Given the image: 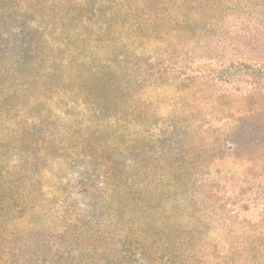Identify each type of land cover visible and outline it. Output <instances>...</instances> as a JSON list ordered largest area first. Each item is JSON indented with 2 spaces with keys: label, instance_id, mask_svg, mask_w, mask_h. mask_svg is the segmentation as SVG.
Wrapping results in <instances>:
<instances>
[{
  "label": "trees",
  "instance_id": "trees-1",
  "mask_svg": "<svg viewBox=\"0 0 264 264\" xmlns=\"http://www.w3.org/2000/svg\"><path fill=\"white\" fill-rule=\"evenodd\" d=\"M154 1L160 6H167V34L171 36L167 37V59L159 56L156 60L144 52V55L137 53L143 39L149 38L137 37L138 33L146 36L140 31L146 32V27L154 20L148 15L149 10L143 17L141 13ZM7 3L42 5L51 20L55 17L57 22H60L57 18L62 20L73 15L80 19L81 27L87 34H92L96 27L102 28L104 17L108 31H102L101 37H76V44L71 42V37H63L61 41L56 37L32 39L38 44L48 43L50 50L53 46L54 59L49 58L47 51L43 56L38 52L37 60L21 53L9 51L4 54L5 50L0 51V128L3 131L0 135V146H3L0 160L8 153L4 152L5 143L11 135L16 143L23 146L14 151L20 156L27 153L29 156L25 154V158L33 165L30 170L27 167L28 171L23 175L22 166L18 172L11 165L1 163L2 251L7 240L17 236L21 230L13 222L27 220L33 232L42 226L37 217L49 198L35 203L34 197L42 187L37 183L33 169L48 158L59 153L66 154L72 164L81 157L88 159L86 171L79 172L82 179L80 190L86 197L83 205L91 206L93 210L102 208V212L118 216L115 204L121 206L127 198L135 202V185L139 178L151 181L157 171L171 175V161H174L173 168L179 175V165L186 158L192 159L193 150L190 147L196 140L201 149L216 152L228 142L223 135L231 128L230 120L241 115L264 113V21L260 19L264 13H261L264 11V0H0V14L4 8L1 4L6 6ZM229 11L237 13L236 20L241 21V30L236 33L240 34L239 37L215 34V30L229 19L226 17ZM122 24L128 29L127 37H117ZM188 45H192L199 55L217 53L224 56L230 49L235 56L243 58L252 54L254 58L228 64L223 58H218L219 64L210 62L198 73H191ZM220 45L223 46L222 51ZM38 48L40 45L34 46L33 51L37 53ZM215 59L212 57L211 61ZM67 70L71 75H67ZM154 75L161 80L167 76V80L178 84L173 87L178 99L172 101L179 112L174 115L173 135L184 131L190 137L188 143L182 145V160L171 159L164 151L155 157L152 149L155 140L144 139L143 143H138L134 131L153 105L152 97L138 90L150 86ZM26 79H30L31 83H22ZM240 84L247 87L246 91L239 87ZM233 85L237 86L231 89ZM183 86L186 89H182ZM219 86L224 88L219 90ZM32 88L43 92L31 95L41 110L28 114V103H13L10 99L14 93ZM62 88L65 97L69 96L67 101L82 100L84 106L83 113L76 114V121L82 123L86 131L73 129L72 133L73 123L66 130L71 138H61L51 129L54 126L46 122L54 117L50 111L56 108L53 101H47H51L53 93ZM43 100L47 101L41 106ZM44 108L49 115H43ZM182 113L191 116L184 117ZM2 122L5 123L4 128ZM217 123L221 125L217 126ZM205 136L211 137L207 144ZM35 150L39 151V155L30 157ZM67 208H76L74 201H70ZM45 239L46 243L52 244L49 237ZM45 258L47 264L54 263Z\"/></svg>",
  "mask_w": 264,
  "mask_h": 264
},
{
  "label": "rangeland",
  "instance_id": "rangeland-1",
  "mask_svg": "<svg viewBox=\"0 0 264 264\" xmlns=\"http://www.w3.org/2000/svg\"><path fill=\"white\" fill-rule=\"evenodd\" d=\"M7 4H1L4 8L0 14V51L5 50L4 54L12 51L37 60L38 52L42 55L47 51L49 58L54 59L53 46L50 50L48 43L38 44L32 39L56 37L61 41L63 37H71V42L76 44V37H101L102 31H108L104 17L102 28L96 27L92 34H87L80 19L73 15L62 20L57 18L60 21L57 22L55 17L51 20L42 5ZM146 7L141 17L149 10L148 15L154 20L146 27L147 33L140 31L146 36L138 33L137 37L149 38L143 39L137 53L144 52L156 60L159 56L167 59V37H171L167 34V6L154 1ZM236 16L233 11L227 12L229 19L215 30V34L239 37L240 34L236 33L241 30V21H237ZM260 19L264 21V13ZM127 32L126 25L122 24L116 34L117 37H127ZM38 45L40 48L36 53L33 49ZM187 49L190 52L189 68L193 71H184L191 73H198L210 62L219 64L218 58H223L227 64L254 58L252 54L243 58L235 56L230 49L224 56L217 53L199 55L192 45ZM222 49L223 46L220 47ZM212 57L216 58L215 61H211ZM37 67L40 68L39 65ZM67 75H71L68 70ZM25 82H30V79L22 83ZM175 85L177 82L167 80V76L161 80L154 75L150 86L138 90L152 97L153 105L134 131L138 143H143L144 139L155 140L152 144L155 157L164 151L171 159L182 160V145L188 143L190 137L184 131L173 135L174 115L179 113L173 102L178 99L173 89ZM239 87L246 91L244 84ZM223 88L218 87L219 90ZM33 92L43 93L39 88L23 90L11 95L10 101L28 103V114L33 110L38 112L41 107L33 102ZM68 98L62 88L53 93L51 101L41 102V106L45 101L55 103L56 108L50 111L54 117L46 122L54 126L51 129L61 138H71L66 130L73 123L72 133L73 129L86 131L82 123L76 121V114L83 113L82 100L69 99L75 100L69 102ZM42 111L43 115H49L46 108ZM182 115L191 116L188 113ZM2 123L4 128L5 123ZM230 126L223 135L228 140L226 146L216 152L201 149L196 140L190 147L192 159L186 158L179 165V175H176L174 161H171V175L157 171L151 181L139 178L135 185V202L127 198L123 205L115 204L118 216L102 212V208L93 210L91 206L83 205L86 197L80 190L82 179L79 172L86 171L88 159L81 157L72 164L66 154L48 158L33 169L37 183L42 187L34 197L35 203L49 198L37 217L42 226L33 232L27 220L13 222L21 230L17 236L7 240L5 250H0V264H47L45 257L54 261L53 264H264V113L237 116L230 120ZM0 131L2 135L1 128ZM10 136L4 150L8 153L0 160V166L3 161L18 172L23 167L22 174L25 175L33 165L27 162V153L17 155L14 150L23 146ZM204 140L207 144L211 137L205 136ZM2 149L0 146V151ZM31 155L38 156L39 151L35 150ZM70 201L76 205L73 210L67 208ZM97 209L99 212L96 213ZM46 237L52 244L46 243Z\"/></svg>",
  "mask_w": 264,
  "mask_h": 264
}]
</instances>
